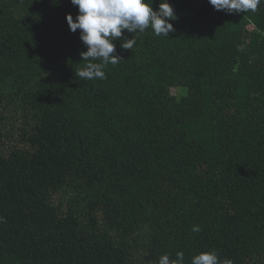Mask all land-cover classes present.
Wrapping results in <instances>:
<instances>
[{
	"label": "trees",
	"instance_id": "trees-1",
	"mask_svg": "<svg viewBox=\"0 0 264 264\" xmlns=\"http://www.w3.org/2000/svg\"><path fill=\"white\" fill-rule=\"evenodd\" d=\"M168 3L82 80L70 0H0V264H264V4Z\"/></svg>",
	"mask_w": 264,
	"mask_h": 264
},
{
	"label": "clouds",
	"instance_id": "clouds-1",
	"mask_svg": "<svg viewBox=\"0 0 264 264\" xmlns=\"http://www.w3.org/2000/svg\"><path fill=\"white\" fill-rule=\"evenodd\" d=\"M77 8L78 14L73 19L71 14L65 16L68 29L72 33L79 30V39L86 47L80 53L81 60L86 62L84 67L76 72L82 80L106 79L105 68L108 64L120 63L121 57L116 54V44L113 41L128 33H144L151 28L157 37H169L174 31L173 24L177 17L168 0H159L157 10L152 8V0H70ZM208 4L215 11L228 14L255 13L264 0H208ZM136 39H125L121 43L122 49L134 47ZM96 61H100L97 63ZM4 218L0 217V223ZM193 232H199L200 227L194 225ZM158 264H185L184 253L177 252L175 259L165 254L159 257ZM191 264H233L225 258L223 260L215 251L201 252L191 258Z\"/></svg>",
	"mask_w": 264,
	"mask_h": 264
}]
</instances>
